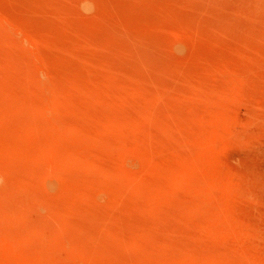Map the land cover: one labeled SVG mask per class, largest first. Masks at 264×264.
Listing matches in <instances>:
<instances>
[{
    "label": "rangeland",
    "instance_id": "rangeland-1",
    "mask_svg": "<svg viewBox=\"0 0 264 264\" xmlns=\"http://www.w3.org/2000/svg\"><path fill=\"white\" fill-rule=\"evenodd\" d=\"M0 264H264V0H0Z\"/></svg>",
    "mask_w": 264,
    "mask_h": 264
}]
</instances>
